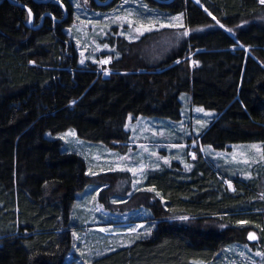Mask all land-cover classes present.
<instances>
[{
	"label": "trees",
	"instance_id": "obj_1",
	"mask_svg": "<svg viewBox=\"0 0 264 264\" xmlns=\"http://www.w3.org/2000/svg\"><path fill=\"white\" fill-rule=\"evenodd\" d=\"M60 1L66 17L55 0H0V264H73V233L83 229L72 217L78 194L118 178L108 172L97 180L80 155L65 152L62 141L48 133L74 129L87 141H127L128 115L178 121L181 95L189 93L194 105L217 113L200 136L203 145L226 150L260 143L264 150L259 0H143L163 13H183L191 33L177 49L151 59L144 52L149 36L137 42L116 38L119 56L108 77L94 65L79 66L64 30L73 22V7L70 0ZM115 2L91 0L97 10ZM226 180L203 155L190 169L174 162L147 171L143 189L118 208L148 209L149 218L139 221L150 232L91 264H203L242 243L264 252L262 170L247 180L229 178L231 186ZM114 195L110 186L100 199L107 205ZM252 232L255 242L248 239Z\"/></svg>",
	"mask_w": 264,
	"mask_h": 264
},
{
	"label": "rangeland",
	"instance_id": "obj_2",
	"mask_svg": "<svg viewBox=\"0 0 264 264\" xmlns=\"http://www.w3.org/2000/svg\"><path fill=\"white\" fill-rule=\"evenodd\" d=\"M70 2L73 7V22L64 30L74 44L78 54V64L83 68L94 65L103 77H108L113 72L110 63L119 54L114 46L116 38L137 42L149 36L144 52L151 59L160 52L165 55L170 50L177 49L182 45L184 38L191 33L186 27H164L145 32L138 39H129L131 30L127 23L113 22L117 16L132 13L131 19L144 24L153 20L167 24L171 17L178 14L171 15L157 11L143 0H127V2L117 0L106 10L94 9L91 0H87L86 3L85 0H70ZM145 5L147 8L144 7ZM182 22L185 26L184 19ZM185 30H188L187 36L182 35ZM121 32L125 35H120ZM131 35L136 34L131 33ZM104 45L108 47L105 48ZM109 57L112 59L108 64L99 63ZM81 60L84 63H81ZM181 100L182 115L178 121L128 115L125 121V130L129 133L127 141L113 142L110 145L87 141L80 139L74 129H68L57 135L47 134L50 138H59L65 152L80 155L86 162V172L97 173L93 175L97 180L101 174L108 172L118 177L114 184H91L78 194L72 217L75 223L83 226V229L75 232L74 245L68 256L71 263L73 260V264H91L94 257L128 244L137 236L150 232L148 223L139 221L149 218L148 209L118 208L122 200L143 189L146 173L149 170L170 166L174 162L180 163L184 168L186 164L190 165L191 168L194 159L198 155H203L222 176L226 177L228 185L229 182L232 184L229 178L251 179L256 176L259 169L264 174V160L261 159L264 150L260 143L230 145L226 150H216L211 146L203 145L200 136L215 119L217 113L194 105L189 93L182 94ZM198 108H202L203 111H196ZM198 121L202 122L203 126L197 123ZM181 145L183 147H180ZM252 145H257L260 152L252 148ZM121 157L125 159L121 160ZM164 158L169 163L165 164ZM141 163L145 165L142 173L134 174L127 170L139 168ZM110 186L115 195L108 196L109 202L106 205L101 201L100 193ZM110 204H115L114 209H108ZM256 237L255 240H249L255 242L258 240L257 235ZM258 253L264 252L249 243L233 244L225 248L215 261L203 264H264V255Z\"/></svg>",
	"mask_w": 264,
	"mask_h": 264
},
{
	"label": "snow or ice",
	"instance_id": "obj_3",
	"mask_svg": "<svg viewBox=\"0 0 264 264\" xmlns=\"http://www.w3.org/2000/svg\"><path fill=\"white\" fill-rule=\"evenodd\" d=\"M87 2V0H85V3ZM125 2H127V0H125ZM197 2H199V0H197ZM259 3L261 5H264V0H259ZM77 7H79V4H77ZM145 8H147V6L145 5L144 6ZM205 11H207V9H205ZM132 13H128L127 15L125 16H117L115 18V20L113 21L114 23L115 22H120V21H123L125 23H127L129 29L131 30L130 33H129V39H138L139 36H142L145 32H151L153 31L154 29L155 30H158V28H164V27H169V28H183L185 27L182 20H183V13H180L176 16H173L170 18V22H168L167 24L165 23H161L160 21L158 20H153V21H150L148 24H144L143 22H140V21H136V20H133L131 19L132 17ZM209 15H211V13H209ZM28 17H29V23H31V17H32V12H31V9L28 10ZM214 20L216 19L214 16L212 17ZM216 23L219 24V20H216ZM221 27H224L222 24L220 25ZM228 31H231V29H229ZM131 33H135L136 35L133 36L131 35ZM120 35H125L124 32H121ZM182 35L184 36H187L188 35V30H185ZM105 48L108 47V45H104ZM118 55L117 54V58H118ZM111 57H109L107 60H102V61H99V63L101 64H108L110 61H111ZM179 62V61H177ZM34 63V62H32ZM81 63H84L83 60H81ZM105 73L107 74V69H105ZM196 111H203L202 108H198L196 109ZM197 123L201 124V126H203V123L198 121ZM180 147H183V145H181ZM252 148L256 149L257 152H260V149L257 145H252L251 146ZM153 155H155V153H153ZM193 157H195V154L193 153L192 154ZM125 159V157H121V160ZM261 159L264 160V154L261 155ZM246 163L248 161H245ZM164 163L167 164L169 163V161L164 158ZM157 167H159V165H157ZM186 168H190V165H185ZM145 168V165H143L142 163L140 164L139 168H130V169H127L128 171H131L133 172L134 174L136 172H143V169ZM92 175H96L97 173H90ZM229 186H231L230 182H229ZM148 191H154V189H147ZM178 219H181V220H188L189 218L187 216H182V217H179ZM238 223L240 224H244V223H247L246 221H239ZM223 227V225H222ZM134 231V229H133ZM73 236L75 237L76 234L73 233ZM248 239L250 240H255L257 239L255 233H249L248 235ZM258 255H264V253H258Z\"/></svg>",
	"mask_w": 264,
	"mask_h": 264
},
{
	"label": "water",
	"instance_id": "obj_4",
	"mask_svg": "<svg viewBox=\"0 0 264 264\" xmlns=\"http://www.w3.org/2000/svg\"><path fill=\"white\" fill-rule=\"evenodd\" d=\"M99 5H106V4H108L110 1H112V0H106V1H101V0H95ZM55 2H57V3H59L61 6H62V8H63V10H64V17H66V15H67V8H66V6H65V4H63V2H61L60 0H55ZM29 26L30 27H33L34 26V17H33V15H32V17H31V23H29Z\"/></svg>",
	"mask_w": 264,
	"mask_h": 264
}]
</instances>
